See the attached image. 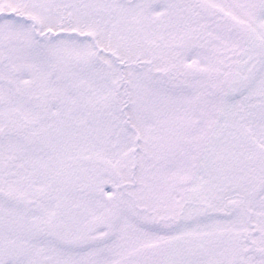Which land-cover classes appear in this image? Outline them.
I'll return each instance as SVG.
<instances>
[{
  "label": "snow or ice",
  "instance_id": "1",
  "mask_svg": "<svg viewBox=\"0 0 264 264\" xmlns=\"http://www.w3.org/2000/svg\"><path fill=\"white\" fill-rule=\"evenodd\" d=\"M0 264H264V0H0Z\"/></svg>",
  "mask_w": 264,
  "mask_h": 264
}]
</instances>
